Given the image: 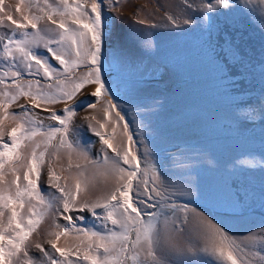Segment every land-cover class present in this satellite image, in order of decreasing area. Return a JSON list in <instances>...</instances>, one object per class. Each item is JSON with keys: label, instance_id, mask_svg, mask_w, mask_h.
Listing matches in <instances>:
<instances>
[{"label": "rangeland", "instance_id": "374dc122", "mask_svg": "<svg viewBox=\"0 0 264 264\" xmlns=\"http://www.w3.org/2000/svg\"><path fill=\"white\" fill-rule=\"evenodd\" d=\"M33 3L42 5L43 0ZM100 3L104 78L119 107L106 118L100 99L80 94L76 102H67L75 110L64 134L66 143L61 144L56 138L49 142L46 135H41L22 145L29 153L37 143V151L47 148L41 167L40 195L45 202L61 196L51 186L50 167L60 176L61 184L74 186L77 179L82 182L80 200L94 201L107 195L116 184L115 178L103 174L101 167L105 152L110 150H106L90 125L98 128L97 121L105 123L100 130L120 140L124 139L122 125L127 122L135 139L144 141L137 145L142 160L147 145L148 159L157 164L166 181L183 176L188 182L184 185L186 194L178 202L189 203L221 223L237 237L245 252L259 250L258 245L254 249L253 241L244 238L264 226V0H224L223 5H217L215 0ZM26 4L27 0H0V36L10 34L8 15L20 21L28 14ZM208 4L213 8L208 10ZM18 8L24 11H17ZM32 11L38 9L33 7ZM45 25L54 27L42 20L40 26ZM38 51L46 54L42 48ZM44 91L55 94L57 89L44 85ZM101 99L106 101L109 97ZM29 103L27 97H20L9 106V113L19 114L20 105L30 107ZM92 103L95 108L88 107ZM65 106L62 102L45 103L40 109ZM115 111H120L125 121L115 124ZM48 115L40 112L39 116L46 120L38 116L42 123L32 126L41 133L59 127L47 119ZM0 116H4L6 132L20 122L2 112ZM3 142H10L7 135ZM175 158L184 162L183 169L174 167ZM236 162L239 168L234 171ZM13 178L7 171L5 186ZM237 193L241 203L236 202ZM33 203L40 207L37 200ZM22 211L26 212L27 206ZM164 212L170 215L166 209ZM71 214L84 216L78 221L81 227L103 230L90 214ZM36 219L40 223L29 238L28 252L33 259L43 261L46 258L35 245L49 249V233L57 230L55 225L68 222L54 209ZM174 238L185 247L193 245V251L166 256V264H222L200 250L203 244L193 238L191 223L179 225ZM59 245L75 249L80 240L70 232L61 237ZM20 260L22 264V255Z\"/></svg>", "mask_w": 264, "mask_h": 264}, {"label": "snow or ice", "instance_id": "6c2138e0", "mask_svg": "<svg viewBox=\"0 0 264 264\" xmlns=\"http://www.w3.org/2000/svg\"><path fill=\"white\" fill-rule=\"evenodd\" d=\"M215 3L223 5L224 0H215ZM25 7L28 14L20 21L7 16L10 34L0 36V60L3 61L0 86L4 89L0 91V112L13 121H20L6 132L4 116H0V264H21V255L22 264H166V256L193 251V245L185 247L174 238L178 226L188 223L192 224L193 238L203 244L196 246L222 264H264V226L244 238L253 241V248L258 245L259 250L245 252L237 243V237L221 223L210 219L197 207H190L189 203L178 202L186 194L184 185L188 182L183 176L166 181L157 164L148 159L147 145H144L142 160L137 145L144 141L135 139L127 122L122 125L124 139L120 140L100 130L105 128V123L97 121L98 128L90 125L106 150H110L105 152L101 167L103 174L115 178L116 184L107 195L94 201L80 200L82 182L77 179L74 186L61 184L60 176L50 167L51 186L61 196L45 202L39 192V181L47 148L37 151L40 147L37 143L29 153L22 145L41 135H46L49 142L56 138L61 144L66 143L64 134L75 110L74 105L67 102H76L80 94L100 99L106 118L119 105L114 103L104 78L100 0H57L55 4L43 0L42 5L27 0ZM33 7L38 11L33 12ZM211 8L213 5L208 4L207 9ZM42 20L54 27H41ZM2 23L3 18H0ZM41 48L46 54L38 51ZM44 85L55 87L56 93L44 91ZM103 96L109 99L104 101ZM20 97H27L30 107L20 105L19 114L9 113V106ZM56 102L66 106L42 111L49 113L47 119L55 121L59 127L41 133L32 126L42 123L34 110L40 109L42 104ZM88 107L95 108L96 104ZM112 120L119 124L125 117L115 111ZM5 135L10 142H3ZM82 155L88 159L86 154ZM174 167L181 170L185 165L175 158ZM7 171L14 178L5 186ZM18 172L22 174L17 175ZM236 202H242L239 193ZM26 206L27 211H22ZM48 209H54L68 223L55 225L57 230L49 233V249L39 243L35 245L46 258L37 261L29 256L28 241L40 223L36 217H43ZM165 209L170 215L165 214ZM73 212L90 214L103 230L81 227L78 221L84 216H73ZM70 232L77 234L80 240L75 249L59 245L61 237Z\"/></svg>", "mask_w": 264, "mask_h": 264}, {"label": "bare ground", "instance_id": "6f19581e", "mask_svg": "<svg viewBox=\"0 0 264 264\" xmlns=\"http://www.w3.org/2000/svg\"><path fill=\"white\" fill-rule=\"evenodd\" d=\"M30 105H31V103H29ZM35 111H36V113L37 114H40V112H42V110L41 109H35ZM39 116V115H38ZM39 118H43L44 120H46V118L45 117H40L39 116ZM219 119V118H218ZM45 122V121H44ZM242 130H243V132H244V128L242 127L241 128ZM215 142H217V141H215ZM220 142V141H219ZM222 142V141H221ZM221 142H220V144H221ZM224 142H225V140H224ZM217 145H219V143H217ZM215 146V145H214ZM234 146V145H233ZM216 147V146H215ZM233 158V157H232ZM239 166V163L238 162H236L235 163V165L232 167V169L234 170V171H236L237 170V167ZM239 168V167H238Z\"/></svg>", "mask_w": 264, "mask_h": 264}, {"label": "clouds", "instance_id": "9594fccd", "mask_svg": "<svg viewBox=\"0 0 264 264\" xmlns=\"http://www.w3.org/2000/svg\"><path fill=\"white\" fill-rule=\"evenodd\" d=\"M154 50V49H153Z\"/></svg>", "mask_w": 264, "mask_h": 264}]
</instances>
